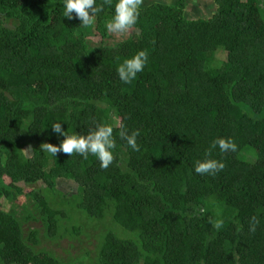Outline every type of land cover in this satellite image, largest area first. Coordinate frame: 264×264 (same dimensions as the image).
Listing matches in <instances>:
<instances>
[{
  "label": "trees",
  "instance_id": "trees-1",
  "mask_svg": "<svg viewBox=\"0 0 264 264\" xmlns=\"http://www.w3.org/2000/svg\"><path fill=\"white\" fill-rule=\"evenodd\" d=\"M116 2L84 27L64 0H0V264H264V0H215L206 18L143 0L111 41ZM57 122L112 126L113 163L43 150ZM137 130L133 151L120 133ZM205 158L225 168L199 175Z\"/></svg>",
  "mask_w": 264,
  "mask_h": 264
},
{
  "label": "clouds",
  "instance_id": "clouds-1",
  "mask_svg": "<svg viewBox=\"0 0 264 264\" xmlns=\"http://www.w3.org/2000/svg\"><path fill=\"white\" fill-rule=\"evenodd\" d=\"M104 3L111 5L112 0H104ZM143 0H117L114 7V14L106 23V29L109 33H127L132 29L138 21L140 8ZM63 17L69 20L78 19L81 26L88 27L94 23L96 15L103 11V5L97 6V0H64ZM75 14V15H73ZM149 62V54L147 51L141 50L130 59H126L117 69L119 79L124 84H131L137 75L144 71ZM52 132L57 137H64L59 145L51 143L43 144V150L57 157L59 153L72 156L74 153L87 159L89 154L96 157L100 161L101 168L107 169L114 161V150L116 141L113 136L114 129L107 124H98L94 130L86 135L79 133L69 134L64 131L61 122L51 125ZM140 132L134 131L129 135L125 131H121L120 137L125 139L127 145L133 151H139L137 137ZM211 147L219 148L222 153L229 151L235 152L237 145L231 139L219 138L213 141ZM211 153H208L210 157ZM225 164L217 159L205 158L196 161L194 171L199 175H216L223 171ZM258 221L253 219L250 230L255 231ZM217 229L222 227V221L215 224Z\"/></svg>",
  "mask_w": 264,
  "mask_h": 264
},
{
  "label": "rangeland",
  "instance_id": "rangeland-1",
  "mask_svg": "<svg viewBox=\"0 0 264 264\" xmlns=\"http://www.w3.org/2000/svg\"><path fill=\"white\" fill-rule=\"evenodd\" d=\"M211 4H212V0H188V6H186V8H188V11H190L192 18H195V17L199 18L200 16H202V17L205 16L203 14H207L208 17H210L209 15L214 14V13H212V12H214V9L207 12L208 8H204V7H207V6L210 7ZM210 13H212V14H210ZM133 32H134V30L130 29L127 33H111V35H113L111 38V41L126 38V37L130 36ZM94 41L100 42L101 37L96 35L94 37ZM223 57H225L224 54H223ZM249 157H250V159H255V157L252 154H250ZM84 246L89 247V244L85 243Z\"/></svg>",
  "mask_w": 264,
  "mask_h": 264
},
{
  "label": "water",
  "instance_id": "water-1",
  "mask_svg": "<svg viewBox=\"0 0 264 264\" xmlns=\"http://www.w3.org/2000/svg\"><path fill=\"white\" fill-rule=\"evenodd\" d=\"M204 8H208V11H207V12L211 11L212 9H214V12H212V13H215L216 10L218 9V5L216 4L215 0H212V4H211V6H210V7L207 6V7H204ZM212 13H210V14H212ZM203 15H205V16H203V18L208 17L207 14H203ZM212 15H213V14H212ZM212 15H209V16H212ZM200 17H202V16H200Z\"/></svg>",
  "mask_w": 264,
  "mask_h": 264
}]
</instances>
